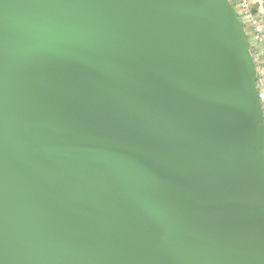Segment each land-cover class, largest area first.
<instances>
[{"label": "water", "instance_id": "water-1", "mask_svg": "<svg viewBox=\"0 0 264 264\" xmlns=\"http://www.w3.org/2000/svg\"><path fill=\"white\" fill-rule=\"evenodd\" d=\"M228 0H0V264H264V120Z\"/></svg>", "mask_w": 264, "mask_h": 264}, {"label": "built area", "instance_id": "built-area-1", "mask_svg": "<svg viewBox=\"0 0 264 264\" xmlns=\"http://www.w3.org/2000/svg\"><path fill=\"white\" fill-rule=\"evenodd\" d=\"M241 23L255 67V87L264 120V0H228Z\"/></svg>", "mask_w": 264, "mask_h": 264}]
</instances>
